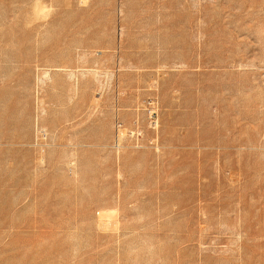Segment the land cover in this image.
<instances>
[{"label": "rangeland", "instance_id": "rangeland-1", "mask_svg": "<svg viewBox=\"0 0 264 264\" xmlns=\"http://www.w3.org/2000/svg\"><path fill=\"white\" fill-rule=\"evenodd\" d=\"M0 264H264V0H0Z\"/></svg>", "mask_w": 264, "mask_h": 264}]
</instances>
